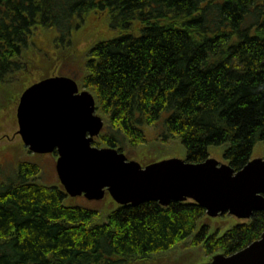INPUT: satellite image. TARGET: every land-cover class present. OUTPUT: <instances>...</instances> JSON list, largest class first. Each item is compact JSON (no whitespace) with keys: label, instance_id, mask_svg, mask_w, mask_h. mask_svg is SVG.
Instances as JSON below:
<instances>
[{"label":"trees","instance_id":"trees-1","mask_svg":"<svg viewBox=\"0 0 264 264\" xmlns=\"http://www.w3.org/2000/svg\"><path fill=\"white\" fill-rule=\"evenodd\" d=\"M48 74L93 95L104 120L95 146L143 164L174 150L194 163L215 155L235 171L264 157V0H0V111L15 105L4 87L19 96ZM3 148L6 164L14 151ZM31 155L0 181V264H184L164 262L177 246L192 264L264 231L263 212L209 217L192 201L69 204Z\"/></svg>","mask_w":264,"mask_h":264},{"label":"water","instance_id":"water-1","mask_svg":"<svg viewBox=\"0 0 264 264\" xmlns=\"http://www.w3.org/2000/svg\"><path fill=\"white\" fill-rule=\"evenodd\" d=\"M95 99L66 76L44 77L20 95L16 119L22 143L33 153L56 151L58 182L70 197L101 200L108 194L118 205L192 200L208 216L223 213L237 219L264 213V158L255 157L235 171L208 157H182L142 164L113 147L92 145L104 120ZM192 264H264V231L257 240L229 255L216 253Z\"/></svg>","mask_w":264,"mask_h":264},{"label":"rangeland","instance_id":"rangeland-1","mask_svg":"<svg viewBox=\"0 0 264 264\" xmlns=\"http://www.w3.org/2000/svg\"><path fill=\"white\" fill-rule=\"evenodd\" d=\"M13 89H14L13 87H8V88L4 87V90H3V99H5V104L7 103L8 106H12L18 97V92L13 90ZM5 91H6V93H5ZM15 108H16V104H15V107H13L11 114H10V111L7 114H5V111H0V147H1V145L3 147L4 146L6 147V148H3V150H1V151H4V152L7 150L10 152L14 151V153H13L14 155L12 154V160L8 159L6 164H5L6 161L0 162V181H10V180L14 179V172H13L14 160L13 159L16 155L22 156L26 152V149L21 144L20 137L17 135V129L18 128H17V124H16V119H14ZM4 134H12L15 138L11 142L9 141V143H7L5 141V138L2 137V136H4ZM154 134H155V132L152 133V135H154ZM149 141H151V140H149ZM173 146H176V144ZM145 147L143 150L146 149ZM157 155H158V153H156L155 159L168 158V157H183V151L177 153L174 150V151L169 152V153H163V154L158 155V156ZM259 155H261V154H259L256 150L254 153V156H259ZM31 157L35 158L34 162H36V163L39 162L38 164L40 165V168H41V172L38 176V179L45 182V183H49V184L54 183L57 180V176H56V172H55V157L52 156L51 154L31 155ZM212 157H214L217 160H221L219 157H217L215 155ZM8 158H10V156ZM0 160H2L1 155H0ZM107 199L108 198H105L102 201H87V200H85V198H83L81 196L79 198H76L75 200H72V201H76V202H71L69 204L82 205V206H85L89 209L98 210L99 212H103L105 209H107V206H108ZM184 254H186V250L181 246H177V248H175L174 251H170L168 253V256H167L168 259L164 262L169 263L171 260H172L171 262H174L177 259H179V261L181 263L183 261L185 264L187 259H186ZM196 261H199V260H196ZM177 263H179V262L177 261Z\"/></svg>","mask_w":264,"mask_h":264},{"label":"flooded vegetation","instance_id":"flooded-vegetation-1","mask_svg":"<svg viewBox=\"0 0 264 264\" xmlns=\"http://www.w3.org/2000/svg\"><path fill=\"white\" fill-rule=\"evenodd\" d=\"M51 75H55V74H51ZM61 75H64V74H61ZM66 76V75H65ZM69 77H71V76H69ZM18 98H19V96L17 97V100H18ZM16 100V101H17ZM15 104H16V102H15ZM14 107H15V105H14ZM14 119H15V114H14ZM6 135V137H10L12 140L15 138L12 134H4V136ZM18 135V134H17ZM19 136V135H18ZM13 137V138H12ZM71 202H76V201H71ZM79 203V202H78Z\"/></svg>","mask_w":264,"mask_h":264}]
</instances>
